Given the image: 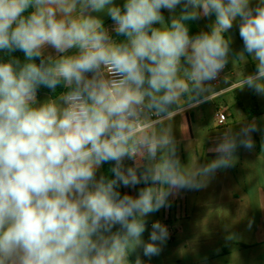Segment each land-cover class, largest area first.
<instances>
[{
  "label": "clouds",
  "instance_id": "9594fccd",
  "mask_svg": "<svg viewBox=\"0 0 264 264\" xmlns=\"http://www.w3.org/2000/svg\"><path fill=\"white\" fill-rule=\"evenodd\" d=\"M249 62L238 86L264 97V0H0V264L158 256L170 232L148 218L234 167L254 133L264 150L248 124L196 166L164 121Z\"/></svg>",
  "mask_w": 264,
  "mask_h": 264
},
{
  "label": "crops",
  "instance_id": "0c3cea01",
  "mask_svg": "<svg viewBox=\"0 0 264 264\" xmlns=\"http://www.w3.org/2000/svg\"><path fill=\"white\" fill-rule=\"evenodd\" d=\"M123 0H117L120 3ZM256 0H253V5ZM164 15L167 17L168 13L165 11ZM211 19H214L212 17ZM209 19L201 20L198 22L199 30L201 28L206 29ZM106 23L111 24L110 20L106 18ZM231 35L234 38L233 48L239 50L243 47V43L239 38L238 27L234 26L231 30ZM255 70V65L251 62L248 65L243 63H236L235 65L229 64V66L222 72L221 76L214 82L216 86H222L218 92L205 94L204 98L199 102L193 104L191 107H181L174 111L173 115L177 116L173 122L165 123V125L173 126L179 133V140L177 141L184 146L181 147L180 155L184 162H191L192 164L199 166L207 161L215 158L213 146L220 141L226 133L232 131L229 127L228 121L234 119V114L231 111V106H219L217 107V113L224 112L227 117L226 123L223 125L218 124V116L216 129L213 131L202 120L201 126L197 127L196 119H204V110L201 109L208 101L214 99L218 95H224L232 90L239 88L236 79H240L242 74L252 72ZM236 80V81H235ZM46 94L41 95L43 98ZM259 101L263 102V106L260 110L244 115L239 111V115L248 120L250 124H257L258 127L264 131V97H260ZM233 108V107H232ZM196 110V115L193 112ZM193 112V113H192ZM170 118V117H169ZM167 118V120L169 119ZM243 119V118H241ZM235 122L237 120L234 119ZM241 122L240 127L245 126ZM247 123V122H246ZM254 139L256 147L253 151H247L240 148L233 161L234 167L224 170H219L213 178L207 184V187L201 190H181L173 197H170L171 206L168 208H162L157 212L160 222L166 225L170 232V238L167 241V245L173 252L183 242L182 237L185 235L183 228L177 224V222H183V202H188L191 206H225L228 207L227 212L230 214L231 219L238 222L237 230H240L243 236L245 233L251 232L264 238V150H261V132L254 133ZM188 144V145H187ZM140 187V186H137ZM125 192H132L133 189H124ZM219 217V216H218ZM190 221V218L187 219ZM151 223H149L150 228ZM186 228V226H185ZM145 234V233H144ZM146 235V234H145ZM186 238V237H183ZM264 244L263 242H260Z\"/></svg>",
  "mask_w": 264,
  "mask_h": 264
},
{
  "label": "rangeland",
  "instance_id": "374dc122",
  "mask_svg": "<svg viewBox=\"0 0 264 264\" xmlns=\"http://www.w3.org/2000/svg\"><path fill=\"white\" fill-rule=\"evenodd\" d=\"M120 3L122 4L123 1ZM236 80L239 81L240 79ZM214 82L211 83L208 93L218 92L222 87L216 86ZM259 99L260 96L248 89L240 90L237 88L227 94H220L201 106L205 113L204 119H196V126L200 127L203 120L210 129L217 130L215 127V119L218 116L217 107L229 105L234 114V119L237 120L235 122L234 119H230L228 121L229 127L232 129L231 132L236 131L239 127L237 123L240 124L244 121L245 118L242 116L245 113L251 114L262 108L263 102ZM239 111L243 114L242 116L238 114ZM193 112L197 117L196 110L193 109ZM224 115L226 116L225 113ZM176 119H178L177 116L172 115L168 120L165 119V123L173 122ZM248 124L250 122L245 120L243 125ZM171 128L176 141H178L179 133L173 126ZM177 144L180 150L184 146L178 142ZM182 207L184 221L177 222L175 225H179L185 231L183 237L186 238L182 237L181 240L183 243L179 247H175L174 252L173 248L171 249L166 244L158 256L152 257L150 261L148 258H144L146 264H264V244L260 243L263 242L264 238L252 232L251 234L247 232L245 233L246 236H243L241 231L237 230L241 224L234 221V218L231 219L227 212L228 207L191 206L188 202H183ZM159 216L158 219L156 213L152 214L148 218L149 223L155 220L160 221L161 214ZM188 218L190 221L187 220ZM145 234L143 238L147 240L149 232L146 231ZM131 259L134 260L135 256L133 255Z\"/></svg>",
  "mask_w": 264,
  "mask_h": 264
},
{
  "label": "trees",
  "instance_id": "16d2710c",
  "mask_svg": "<svg viewBox=\"0 0 264 264\" xmlns=\"http://www.w3.org/2000/svg\"><path fill=\"white\" fill-rule=\"evenodd\" d=\"M110 22H111V21H110ZM198 30H199L198 24H197V23H194L193 26L191 27V32H192L193 34H195ZM16 54H17V55H20L21 58H22V53H16ZM48 91H49V90H47V89H41L39 95H40V96L43 95V94H46V95H47V94H48ZM252 114H253V113L250 114V117L252 116ZM108 167H109L108 165H105V166H104V169H107ZM122 192H125L124 189H122Z\"/></svg>",
  "mask_w": 264,
  "mask_h": 264
},
{
  "label": "built area",
  "instance_id": "2783aa9c",
  "mask_svg": "<svg viewBox=\"0 0 264 264\" xmlns=\"http://www.w3.org/2000/svg\"><path fill=\"white\" fill-rule=\"evenodd\" d=\"M226 121V116L224 115L223 112L218 114V124L223 125Z\"/></svg>",
  "mask_w": 264,
  "mask_h": 264
}]
</instances>
